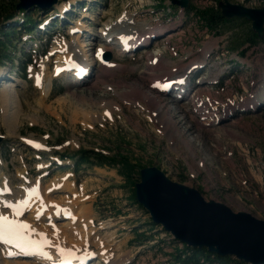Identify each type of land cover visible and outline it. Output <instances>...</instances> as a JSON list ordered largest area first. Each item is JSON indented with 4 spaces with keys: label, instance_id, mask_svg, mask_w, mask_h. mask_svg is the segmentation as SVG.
I'll list each match as a JSON object with an SVG mask.
<instances>
[{
    "label": "rangeland",
    "instance_id": "obj_1",
    "mask_svg": "<svg viewBox=\"0 0 264 264\" xmlns=\"http://www.w3.org/2000/svg\"><path fill=\"white\" fill-rule=\"evenodd\" d=\"M18 1L4 0V3L13 11L11 6ZM219 1L189 0L188 6L182 7L171 0H59L58 4H53L50 14L40 12L36 7L29 10V15L40 23L52 24L53 27L55 17L61 18L62 23L54 29L49 28L50 34L40 33L38 36L36 33L34 37L16 31V28L11 40L7 41L6 52L0 50V74L5 81L0 83V97L4 88L2 84L12 82L11 94L18 99L20 108L13 112V117H17L16 123L13 122L15 128L9 131L0 98V135L5 138L0 149L3 158L0 159V181L6 176L13 189L19 191L25 184V178L20 176L22 173L28 181L41 175L43 185L54 178H63L59 182L66 184L67 190L52 192L50 198L59 205L77 199L79 206L88 210L97 226L111 220L113 227L108 230L116 231L119 243L123 241L121 253L132 255L127 259L129 264H178L176 254L187 257L192 252L162 225L152 224L148 210L132 196L135 187L132 183L140 180L138 170L142 167L157 166L171 180L196 188L208 201L214 199L234 211L245 210L264 219V96L256 100L260 108L256 109L258 102L252 105L253 97L259 95V87L264 84V40H250L251 21L240 17L226 18L228 21L220 24L219 32L208 30L193 12L208 6L219 7ZM229 1L252 8L264 7L261 0ZM66 2L68 8L70 6V9L66 8L69 10L67 18L60 11ZM121 16L131 18L130 22H119L118 26L123 29L137 23H148L149 26L167 27L169 32L155 39L148 48L127 56L118 55L121 53L114 46L110 61L118 66L104 68L97 63L91 68L92 75L75 86L69 83L68 74L62 75L54 70L55 46L70 40L76 48H82V43L85 45L83 50L80 49L81 64L87 61L95 64L98 54L93 53L97 46L89 50L91 38L95 34L100 37L96 30L98 27ZM78 21H83L89 30L81 38L78 32L68 31ZM3 26L4 30L10 31L4 19L0 20V27ZM1 36L3 41L8 37ZM86 36L89 38L85 39ZM47 38H52L53 48L48 53L44 51ZM158 52L162 54L159 60L162 59L163 63L155 66L159 60L151 63L149 58ZM193 59L205 62L200 64L204 69L195 76L197 80L202 75L219 73V81L208 80L206 85H198L194 92L179 101L175 96L155 92L154 85L150 87L156 75L164 70H169L170 76L178 75L181 73L178 69L171 70L181 68ZM12 60L15 65H11ZM21 60L24 63L31 60L26 70L29 73L27 80L18 72ZM46 64L51 65L45 86H50L51 90L42 104L34 78ZM214 64L220 70H215ZM12 76L18 80L12 81ZM134 86L141 89L136 93L139 96L124 93ZM73 89L80 93L71 95ZM122 93L129 98L126 100ZM208 93L212 96L209 106L217 102L220 107L215 111L221 112L210 115L205 121L193 103L198 101L195 96L205 99ZM142 95L153 97L156 108L166 110L162 113L166 116L163 123L158 118L159 114L144 109L142 104L146 101ZM236 104H241L239 110L228 112L225 118H221L224 107ZM110 105L114 107L111 117L102 111ZM175 107L178 115L173 117L171 109ZM214 118V125H210ZM167 126L166 131L164 128ZM217 126L223 129L234 126L247 138L235 139L231 135L215 133L212 129ZM25 137L39 140L42 143L37 148L39 151L31 149L25 143ZM238 141L242 145H237ZM84 149L109 156L118 155L116 159L127 156L136 165L133 181H125L111 165L99 167L82 162L77 168L75 153ZM68 163L75 164V167L64 166ZM51 164L60 165L61 169L52 168L54 172L47 173ZM45 172L47 174L43 175ZM73 191L78 195L75 199L71 195ZM83 197L86 198L83 200ZM199 259L202 264L220 263L214 258L212 260L216 261L211 262L202 257Z\"/></svg>",
    "mask_w": 264,
    "mask_h": 264
},
{
    "label": "bare ground",
    "instance_id": "obj_2",
    "mask_svg": "<svg viewBox=\"0 0 264 264\" xmlns=\"http://www.w3.org/2000/svg\"><path fill=\"white\" fill-rule=\"evenodd\" d=\"M66 4H68V3L66 2L63 4V6L61 7V10H63L64 8L67 7ZM130 20H131L130 17L121 16L116 21H114V22L110 21L108 23H105L103 27L96 29L97 33L100 35V37L97 34H95V35H94V33L92 34L94 36L91 38L92 43L89 42L90 43L88 45L89 50H91L93 47L97 46V49L93 54H95V53L99 54V52H101V53H104L106 51L112 52L113 47L117 46L119 52L122 54V53H124V50H123L124 47L122 46V43H123L122 41H124V40L127 41L129 45H137V46H139L138 48H145L148 45L153 44L155 39L160 38L161 35H165V32L169 31L166 29L167 27H162V26H156L155 27V25H152V24H150V26H149L148 23H142V24L137 23V25L134 24V25L127 27V28H124V29H123V27L118 26L119 22H121V21H122V23H123V21L124 22H126V21L130 22ZM75 26L77 27L76 30H84L85 32L89 31L86 29L87 27L84 25L83 21H78ZM160 27H162V28H160ZM72 29H75V27L70 26L68 31L71 32L70 30H72ZM167 34L168 33H166V35ZM120 36H122V37H120ZM87 38H89V37L86 36L85 39H87ZM95 42H98V43H95ZM80 46L82 48H85L84 43L80 44ZM76 47L73 46L71 40L67 41L66 43H59L57 46H55V48H54L55 56L54 57H55V61H56V65H55L56 70L63 69L69 63H75V62L79 61V57H81L80 55L82 54L80 49H82V48L79 49ZM92 57H94V56L92 55ZM161 57H162L161 52H158V54L151 56L149 58V60L151 61V63L152 62L157 63L159 58H161ZM187 59H189V58H186V60ZM182 60H183V58H182ZM90 61H91V59H90ZM94 62H95V64L90 63L91 64L90 69L93 68V64L94 65L97 64L98 57H97V60H94ZM87 63H89V62H87ZM162 63H163V60L161 59V61L159 60V62L155 66H160ZM203 63H205V62L203 61V62L199 63L196 59H193V60H191V62L189 64H183V66H181V68L178 67V68H174L173 70H171V71H174V70L178 69V71L181 72L178 75L176 74L174 76H170V73H168L169 70H167V71L164 70L162 72V74H160L158 76L156 75V77L153 78V80L150 82V87L152 88L154 84L157 87V85H160L161 82H163L165 80L177 79L180 77V78H183V81L181 83L175 82L173 84V86L177 85L178 87H180V86H183L185 84V82H189V86L186 87V89L187 88H193L191 91L194 92V89H196V87L200 84L195 83V82L192 83L193 78H191V76L193 75V73H195V72L200 73L204 69L203 66L200 65ZM166 65H168V64H166ZM184 65L185 66L188 65L186 67V69H185ZM85 66H86V64H85ZM100 66H103L104 68H109V67H113V66L117 67L118 65H114L112 62H110V63H104L103 62V63H100ZM213 66H214L215 70H220V67H218L217 64H214ZM49 67H50V65L46 64L41 68L40 71H41V75L43 78L46 75H49V71H48ZM91 71H92V69H91ZM212 71H214V70H212ZM62 73H65V71ZM73 73H75V78H74V80L70 79V82H76L77 84H80L81 81H85V79H87V77H89V74H86L77 81L78 77L76 78V72H73ZM90 74H91V72H90ZM211 74L210 75H204V77H203V75L200 76V78L203 81L202 85H206L209 82L208 80L219 81V80H217L220 78V76H218L219 73H217L216 75L215 74L211 75ZM0 75H2V74H0ZM224 75H226V74H224ZM139 76H140V78L142 77L141 75H139ZM209 78H211V79H209ZM213 81H210V82H213ZM3 85H4L3 86L4 88H2L3 91H2V95L0 97V98H2V102H3V110L2 111H4V117L6 118V121H7V123L5 122V124H7L9 131H13L14 130L13 128H15V127H13L14 126L13 122H15L16 118H17V117L16 118L13 117V112H16L17 108L20 110V108L17 104L18 99H15L13 97V94H11L12 89H13L11 86H13V83L9 82V84L7 83V84H3ZM45 85L46 84L41 83L39 86V89H40L39 91H40V94L42 95V96L40 95L39 97H41L40 103H42V104H43V102H45L44 101L46 99L45 96L49 95V92L51 90L50 86L47 88ZM254 86L256 87L255 83H254ZM138 88L136 86L131 87L130 89L125 90L124 93H126L127 95H129V94L134 95L137 92L141 91V89L138 90ZM259 88L261 90L259 95H258L259 97L258 96L253 97L255 100L253 99L254 102L252 101V105L257 104L256 102H258V101H256V100H261L262 96H264V84H263V86H260ZM155 92H157V89H155ZM78 93H80L79 90L73 89L71 95H76ZM124 93H122V94L124 95L125 99L127 100V98H129V97L125 96ZM14 95H16V94L14 93ZM167 95L169 96L170 93H168ZM195 95H197V94H195ZM137 96H139V95L136 94V97ZM187 96H189V95H187ZM187 96H184L183 98H185ZM201 97L202 96H199V97L195 96V99H197L198 101L196 103H193V104H194L195 108L198 110L199 114H201L200 116H203L202 117L203 120L206 121V119L210 118V115L221 112V110L215 111V110H218V108L220 107V105H218L217 102L215 103V105L209 106L210 105L209 102H211V99H212L211 93H208V98L203 99ZM142 99L144 101H146V104H142V106H144V109H148L150 111V113H152L151 111H153L154 113L159 114L158 118H161V123H163L162 120H165L166 116L162 113L165 112L166 110L162 111V110H160L159 107L156 108V105H154V104H156V102H155V99L153 97H150L148 95H142ZM133 100L138 101L137 99H133ZM239 106H241V104H236L233 106L228 105V106L224 107L223 113L220 115L221 118H225L226 117L225 115L226 114L228 115V112H233L235 110H239L238 109ZM252 108H254V106ZM258 108H260L259 102L256 105V109H258ZM113 109H114L113 105H110L109 107L104 108L102 111H103V114H104V112H109V115H107V114H105V115L111 117V112L113 111ZM171 110L174 111L173 117H176L178 115V111L175 112L176 107L174 109L172 108ZM180 119H183V118H180ZM215 120H216L215 118L212 119V122L209 121L210 122L209 124L211 125V123H212V125H214ZM181 122H182V120H180V123ZM206 125H208V124L206 123ZM219 127L218 126L215 127L214 129H212V131L214 130L215 133L217 131V133L224 134V135H231V136L235 137V139L247 138L245 136V134H242L241 132H239L238 129H236L234 126H232V127L230 126L229 128H224V129L219 128ZM167 129H168V126L164 128V130H166V131H167ZM237 145H242V143L240 141H238ZM38 157H41V155L39 154ZM54 179L55 180H51L48 184L42 186V188H41L42 199H40V200L38 197L31 196V194H28V193L24 194V196L21 197L23 194L19 195L17 193V191H15L13 189V187H11V185H10V188L9 187L7 188L8 191H6L7 189H6V187L4 188V183L8 182V178H4L0 182V212H3L4 215H6V214L11 215V214H13V211L9 207H7L8 204L18 205L21 202H25L26 207H24L25 213H23L22 220L29 223L30 227L32 229H34V231L31 232L32 235L36 239H40L41 238L40 234L43 233L45 236H47L50 239V242H49L50 243V251H49L50 255L49 256H44V255L38 256V255H36V256H33L32 258H24V257L22 258V256H20L21 254L11 256L8 254L7 250H5L4 248H2L0 246V264H51V261H53V260L62 261L63 256H61V253L58 252L57 246H59L60 248L72 250L74 252V255L78 256L79 258H81L82 256L88 257L91 254V252H95V254L97 255L96 258L91 259L90 260L91 263H89V264H127L128 263L127 259L131 258L132 255L129 256L128 254H125V253H123L124 254L123 255L121 253L123 241L119 243L117 240V237H115L116 231L115 232H113V231L109 232V230H108V229L113 227V222L110 220V221H104L99 226L95 225L94 219H93V217H91L89 215L88 210L84 207L79 206L80 201H76L77 199H75V198H77L78 195L74 191L71 192V195L74 197L73 199H75V200L70 201L69 204L59 205L55 200L50 198V194L52 192H55V191L65 192L67 190V188L64 186H67V185L64 184L63 182L62 183L59 182V180L61 181V179H63V178H59V179L54 178ZM31 182H32L31 185H39V188H40V186L42 185L41 176L36 177L35 179L31 180ZM62 184H63V186H61ZM4 192H9V194L5 195ZM52 197H53V195H52ZM85 198L86 197H83L81 199L84 200ZM4 207L9 208L11 210V212H7V210ZM41 211H43L41 213L42 215L39 214ZM74 217H76L75 220H73ZM62 220H64V221H62ZM104 230H106V231L103 232ZM117 251L120 252L119 253L120 255L119 254L117 255V253H116ZM115 259H116V262H114Z\"/></svg>",
    "mask_w": 264,
    "mask_h": 264
},
{
    "label": "water",
    "instance_id": "obj_3",
    "mask_svg": "<svg viewBox=\"0 0 264 264\" xmlns=\"http://www.w3.org/2000/svg\"><path fill=\"white\" fill-rule=\"evenodd\" d=\"M187 7L189 0H171ZM58 0H19L17 10L33 5L51 7ZM224 17L245 18L253 31L264 35V7H248L229 0L219 1ZM110 59V53L105 54ZM3 137L0 135V143ZM140 180L135 183L137 201L148 210L154 224L186 246L200 249L221 257L232 256L250 264H264V219L252 213L234 211L225 203L206 200L189 185L176 182L157 166L140 170Z\"/></svg>",
    "mask_w": 264,
    "mask_h": 264
},
{
    "label": "trees",
    "instance_id": "obj_4",
    "mask_svg": "<svg viewBox=\"0 0 264 264\" xmlns=\"http://www.w3.org/2000/svg\"><path fill=\"white\" fill-rule=\"evenodd\" d=\"M156 1H159V0H156ZM6 6L7 5H5L4 0H0V20L15 16V14L17 13L16 11H18L15 7L16 6L15 3L11 6L13 8V11H10L9 8ZM173 8H176V7L173 6ZM219 10H220L219 7L208 6L201 10L196 9L193 13H195L196 17L204 23L203 25H205V27L208 30L217 32L221 28L220 24L223 23L224 21H228V19L223 17V15L221 14ZM20 12L25 13V16H29L28 11L21 10ZM2 34H4V31L2 30V27H0V50L3 49L6 52V49L8 48L6 45L8 43L7 41L1 40ZM249 37H250L249 39L252 41L255 39L264 40V35L260 37L258 36L256 32L253 33L252 30L250 32ZM4 55H7V54H4ZM75 154L78 157L77 159L78 161L76 162L77 168L79 167L81 162L95 164L100 167L111 165L112 167L116 168V172H118V174L122 176L125 179V181H129V183L133 181V175L135 172L134 170H136L135 169L136 165H134L133 162L130 160V158H127V156L125 155H122L121 157H118V159H116L118 155L109 156V155L103 154L102 152L95 151V150H89V149L80 150L79 153H75ZM138 172H139L138 174L140 175L139 170ZM135 183L137 182L133 181L132 184L136 185ZM132 196L133 197L136 196L135 187H134ZM151 223L154 224L153 222ZM184 247H186L187 249H191L192 252L187 257L182 256L181 253L178 255L176 254V260H178V264H202V262L199 259L200 257H202L203 259H206V261L208 262L219 260L220 261L219 264H249L245 261L239 260L237 258H233L232 256L223 258L216 254L210 253L206 247H202L200 249L198 248L195 249L192 247H188L186 245H184ZM212 258L216 260H212Z\"/></svg>",
    "mask_w": 264,
    "mask_h": 264
},
{
    "label": "snow or ice",
    "instance_id": "obj_5",
    "mask_svg": "<svg viewBox=\"0 0 264 264\" xmlns=\"http://www.w3.org/2000/svg\"><path fill=\"white\" fill-rule=\"evenodd\" d=\"M7 207L14 209L16 215H20L21 210L26 207L25 202H21L18 205L8 204ZM34 229L27 223L18 221L8 216L0 215V242L6 244H15L17 247L33 249L44 256H48V253L44 251V247L49 245V241L46 236L41 233V240H34L29 235ZM61 256L70 257L72 251L57 246Z\"/></svg>",
    "mask_w": 264,
    "mask_h": 264
}]
</instances>
